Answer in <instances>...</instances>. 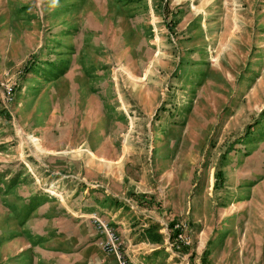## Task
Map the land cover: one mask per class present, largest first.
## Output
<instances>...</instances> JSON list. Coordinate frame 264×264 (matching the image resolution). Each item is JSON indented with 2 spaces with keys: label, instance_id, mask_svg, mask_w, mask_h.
Wrapping results in <instances>:
<instances>
[{
  "label": "rangeland",
  "instance_id": "1",
  "mask_svg": "<svg viewBox=\"0 0 264 264\" xmlns=\"http://www.w3.org/2000/svg\"><path fill=\"white\" fill-rule=\"evenodd\" d=\"M95 215L264 264V0H0V264H103Z\"/></svg>",
  "mask_w": 264,
  "mask_h": 264
},
{
  "label": "crops",
  "instance_id": "2",
  "mask_svg": "<svg viewBox=\"0 0 264 264\" xmlns=\"http://www.w3.org/2000/svg\"><path fill=\"white\" fill-rule=\"evenodd\" d=\"M117 223L121 224V221ZM141 231L136 227L121 225L123 250L130 262L135 264H180V259H173L175 253L165 250L158 251L157 248H153L154 244L149 242ZM107 255L103 264H118L114 255Z\"/></svg>",
  "mask_w": 264,
  "mask_h": 264
},
{
  "label": "built area",
  "instance_id": "3",
  "mask_svg": "<svg viewBox=\"0 0 264 264\" xmlns=\"http://www.w3.org/2000/svg\"><path fill=\"white\" fill-rule=\"evenodd\" d=\"M93 219L101 230V233L105 235V239L102 241L104 252L109 255H114L118 264H135L127 258L123 250L121 236L115 232L114 228L101 222L97 218V215Z\"/></svg>",
  "mask_w": 264,
  "mask_h": 264
},
{
  "label": "trees",
  "instance_id": "4",
  "mask_svg": "<svg viewBox=\"0 0 264 264\" xmlns=\"http://www.w3.org/2000/svg\"><path fill=\"white\" fill-rule=\"evenodd\" d=\"M221 176V175H220Z\"/></svg>",
  "mask_w": 264,
  "mask_h": 264
}]
</instances>
